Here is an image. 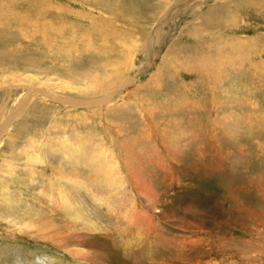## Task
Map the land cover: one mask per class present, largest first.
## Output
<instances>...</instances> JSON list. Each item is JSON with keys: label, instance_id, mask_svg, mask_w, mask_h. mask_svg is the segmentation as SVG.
<instances>
[{"label": "rangeland", "instance_id": "1", "mask_svg": "<svg viewBox=\"0 0 264 264\" xmlns=\"http://www.w3.org/2000/svg\"><path fill=\"white\" fill-rule=\"evenodd\" d=\"M164 2L0 0V264H264V0Z\"/></svg>", "mask_w": 264, "mask_h": 264}, {"label": "bare ground", "instance_id": "2", "mask_svg": "<svg viewBox=\"0 0 264 264\" xmlns=\"http://www.w3.org/2000/svg\"><path fill=\"white\" fill-rule=\"evenodd\" d=\"M170 2L171 1H173V0H169ZM200 3V2H199ZM167 5H169V3L167 2V0H165V2H164V5H163V8L164 7H166ZM196 5V4H195ZM200 5V4H199ZM196 8V7H195ZM218 53V52H217ZM221 55V54H220ZM205 62V61H204ZM204 65V64H203ZM129 66V65H128ZM108 67V66H107ZM117 69H119V68H117ZM130 69V68H129ZM104 72V71H103ZM123 73V72H122ZM121 73V74H122ZM101 75H103V74H101ZM100 75V76H101ZM126 76V75H125ZM106 78L108 77V76H105ZM112 78V77H111ZM102 80H103V78H101ZM105 80V79H104ZM115 80V79H114ZM124 82H122V80H121V83L118 85V87L114 90V92H109V90L108 91H105V89L103 90V87L105 86V85H103V82H97V84L99 85V86H101V85H103V87H101L102 88V95H100V98L97 100L96 99V101H94V103L93 104H84V103H86V102H81L82 104H79L78 103V101H70L69 99H66V98H64V101H61V102H64L63 104L64 105H66V106H69V104L71 105V106H73V107H77V106H83V107H87V108H92V107H94V106H99V107H101V105H103V104H106L107 105V108H110V106H111V104L113 103V101H112V99H113V97H114V95H115V92H119V90L120 89H122L123 87H128L129 86V83H128V79H124L123 80ZM87 83L88 81H84L83 83ZM114 82V81H113ZM108 83H110V82H108ZM107 83V84H108ZM105 84V83H104ZM113 84V83H112ZM115 84V83H114ZM48 86V85H47ZM46 86V87H47ZM111 86V85H110ZM100 88V87H99ZM98 88V89H99ZM60 89H66V90H71V91H73L74 89H75V87L72 85V84H69V83H62V84H60ZM107 89V88H106ZM33 91H34V89H33ZM41 91H42V93L43 94H45V96L46 97H49V98H51V99H54V100H57V99H59V98H62L61 96H59L58 94H55L51 89H46V88H42L41 89ZM112 91V90H111ZM99 93H101L100 91H98ZM59 96V97H58ZM126 99V98H125ZM98 108V107H97ZM139 121V120H138ZM178 143H180V142H178ZM177 146V145H176ZM179 147V146H178ZM12 162H14L13 160H10V161H8V162H6L5 164H4V168L7 170V171H10V173H12L13 172V168L10 166V163H12ZM15 163V162H14ZM55 171H56V173H57V175L60 177H62L63 175H64V173L61 171V166L59 165V164H56L55 165ZM14 173V172H13ZM77 184V183H76ZM82 184V183H81ZM82 187H84V185L82 186ZM76 188V187H75ZM79 188V187H78ZM80 189V188H79ZM84 189V188H83ZM77 190V189H76ZM81 190V189H80ZM84 190H88V189H84ZM86 193V192H85ZM61 195V194H60ZM67 195H68V197H69V194L67 193ZM99 195H101V193H98L97 194V196H95L94 194H93V196H94V199H95V201H103L104 203H106L109 207H110V209H112V211L114 212L115 211V209L116 208H118L117 206H119V205H116V202L115 201H113V200H109L108 199V197H106V194L104 195V193H103V197L101 198ZM64 198V201H63V203H65L66 205H73L74 203H73V200H71V199H68V197L67 196H64V195H62ZM82 198H83V196H82ZM90 199V198H89ZM80 200H82V201H84L83 199H80ZM86 203V202H85ZM95 203V202H94ZM97 203V202H96ZM83 203H80V205H82ZM74 207H75V205H74ZM70 208H71V206H70ZM73 209V208H72Z\"/></svg>", "mask_w": 264, "mask_h": 264}]
</instances>
